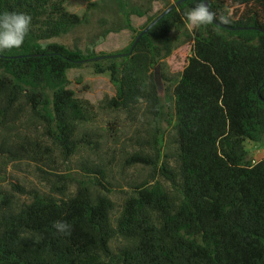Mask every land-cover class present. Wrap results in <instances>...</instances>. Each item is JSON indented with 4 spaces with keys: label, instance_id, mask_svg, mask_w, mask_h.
<instances>
[{
    "label": "trees",
    "instance_id": "trees-1",
    "mask_svg": "<svg viewBox=\"0 0 264 264\" xmlns=\"http://www.w3.org/2000/svg\"><path fill=\"white\" fill-rule=\"evenodd\" d=\"M67 1L0 0V13L32 17L23 45L0 53V172L56 151L70 159L80 142L90 143L78 133L99 112L143 106L151 122L145 140L151 153L135 152L129 162L151 165L152 175L124 192L119 208L101 168L93 170L101 178L80 180L74 191L55 187L61 196L32 190L19 203L0 192V264H264V160L253 161L246 148V142L264 145V0H208L216 21L236 30L212 23L191 33L183 13L197 0H187L130 55L98 60L108 55L50 42L81 27L87 12L99 6L91 2L79 16L66 9ZM101 1L135 32L117 54L128 53L139 33L173 3ZM155 2L164 9L151 16ZM221 16L230 22H220ZM131 17L147 22L136 31ZM187 37L193 40L191 55L163 102L156 68ZM85 63L109 73L116 91L99 106L69 89L68 71ZM163 122L168 139L173 135V163L165 156ZM2 181L22 190L14 178ZM57 220L72 226L70 236L56 233Z\"/></svg>",
    "mask_w": 264,
    "mask_h": 264
},
{
    "label": "rangeland",
    "instance_id": "rangeland-1",
    "mask_svg": "<svg viewBox=\"0 0 264 264\" xmlns=\"http://www.w3.org/2000/svg\"><path fill=\"white\" fill-rule=\"evenodd\" d=\"M168 1L172 3L175 0ZM91 2L99 6L87 12V5ZM66 9L79 16L87 12V22L64 37L50 42L64 44L71 49L77 47L83 51L93 48L96 53L106 55L124 51L133 42L135 32L129 30L121 21L115 8L105 6L101 0H68ZM163 9L162 2H155L150 15H157ZM102 20L105 22L102 23ZM130 22L133 29L139 31L146 24L147 18L131 17ZM119 27L120 29L117 30ZM192 30L193 28L188 27V33ZM104 32H106L105 38L102 37ZM186 40L185 44L160 63L158 89L163 102L167 89L171 88V84L173 86L179 78L191 55L193 40L189 37ZM164 76L170 78L172 82H168ZM68 79L69 89L78 98L86 99L97 106L116 94L109 73H96L91 63L69 70ZM150 125L151 122L145 117L143 106H138L131 112L102 110L98 113L95 122L85 124L79 130L78 139L89 138V144L80 142L78 151L70 159H65L56 151L40 162L22 160L12 163L3 171V174L0 172V192L15 196L19 203L24 200L26 192L32 190L52 192L54 195L61 196L63 192L56 193L55 187H61L62 191L64 188L67 192L74 191L76 182L80 180L101 178L93 171L101 168L104 171L107 186L112 192L110 198L119 208L125 197L124 192H128L135 184L152 175L151 165L129 162V158L135 152L146 150L151 153V149L145 144ZM162 128L166 129L167 124L163 122ZM166 131L168 132L165 156L173 163L175 149L173 135L170 134L168 139L169 129ZM250 144L253 143L246 142L247 149ZM5 177L16 179L22 190L17 191L12 188L10 182L2 181Z\"/></svg>",
    "mask_w": 264,
    "mask_h": 264
},
{
    "label": "clouds",
    "instance_id": "clouds-1",
    "mask_svg": "<svg viewBox=\"0 0 264 264\" xmlns=\"http://www.w3.org/2000/svg\"><path fill=\"white\" fill-rule=\"evenodd\" d=\"M183 18L189 29L210 25L216 21L217 15L206 0H197L195 7L185 10ZM220 22L229 23L226 17H219ZM32 17L25 12L4 11L0 13V53L20 48L30 31ZM58 235L70 236L72 226L63 220L53 223Z\"/></svg>",
    "mask_w": 264,
    "mask_h": 264
},
{
    "label": "water",
    "instance_id": "water-1",
    "mask_svg": "<svg viewBox=\"0 0 264 264\" xmlns=\"http://www.w3.org/2000/svg\"><path fill=\"white\" fill-rule=\"evenodd\" d=\"M187 0H177L175 2H173L169 7H167L162 13H160L145 29H143L139 35L137 36V38L135 39L133 46L131 48V50L126 53V54H113V55H108V56H101V57H97L94 60H98V59H103V58H120V57H124L126 55H130L134 48L136 47V45L138 44V42L140 41V39L148 32L150 31L161 19H163L166 15H168L172 10H174L175 8H177L180 4H182L183 2H185ZM206 2L208 3V0H206ZM209 4V3H208ZM213 24L219 26V27H223L226 28L228 30H236L234 28H230L227 26H224L220 23H218L217 21H214ZM245 28H237V30H242ZM159 78H160V74H159V66L156 68L155 71V80L157 83V87H158V82H159Z\"/></svg>",
    "mask_w": 264,
    "mask_h": 264
},
{
    "label": "crops",
    "instance_id": "crops-1",
    "mask_svg": "<svg viewBox=\"0 0 264 264\" xmlns=\"http://www.w3.org/2000/svg\"><path fill=\"white\" fill-rule=\"evenodd\" d=\"M249 157L255 162L264 160V145L261 144H250L249 149H247Z\"/></svg>",
    "mask_w": 264,
    "mask_h": 264
}]
</instances>
